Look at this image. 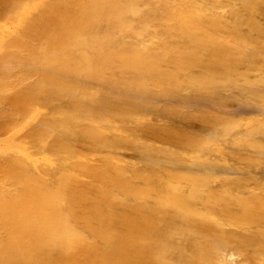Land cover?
Returning a JSON list of instances; mask_svg holds the SVG:
<instances>
[{
  "label": "bare ground",
  "instance_id": "6f19581e",
  "mask_svg": "<svg viewBox=\"0 0 264 264\" xmlns=\"http://www.w3.org/2000/svg\"><path fill=\"white\" fill-rule=\"evenodd\" d=\"M0 264H264V0H0Z\"/></svg>",
  "mask_w": 264,
  "mask_h": 264
}]
</instances>
